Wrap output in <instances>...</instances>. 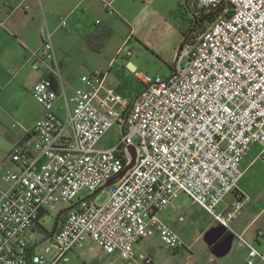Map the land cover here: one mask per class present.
<instances>
[{
  "label": "built area",
  "instance_id": "obj_1",
  "mask_svg": "<svg viewBox=\"0 0 264 264\" xmlns=\"http://www.w3.org/2000/svg\"><path fill=\"white\" fill-rule=\"evenodd\" d=\"M194 2L214 19L184 46L171 76L133 70L143 84L136 100L107 86L101 72L82 75L78 85L64 80L54 33L41 30L33 67L51 62L58 86L48 78L33 86L43 114L10 151L11 165L0 163V264L66 263L89 239L128 264H151L137 257L141 239L184 245L160 216L181 193L235 234L246 264H264L256 242L264 230L253 241L233 226L250 201L238 188L242 161L254 144L264 160V0ZM116 125V145L98 148ZM130 145L136 164L118 177L131 162ZM84 189L90 194L80 197ZM64 208L54 235L38 242L46 216Z\"/></svg>",
  "mask_w": 264,
  "mask_h": 264
},
{
  "label": "rangeland",
  "instance_id": "obj_2",
  "mask_svg": "<svg viewBox=\"0 0 264 264\" xmlns=\"http://www.w3.org/2000/svg\"><path fill=\"white\" fill-rule=\"evenodd\" d=\"M106 1L112 3L107 12L106 9L102 10V7L94 6L86 10L84 21L78 25L79 27L77 26V29L72 23H69V30L65 29L69 35L73 34V43L71 54L61 69L62 77L73 85H78L82 75L101 72L107 75L110 84L126 82L125 93L129 99H133L143 89V84L134 72L128 69V64H132L138 72L143 74L158 75L163 78L171 76L180 46L184 40L192 36L191 29L195 27V24L191 27L193 15L185 0ZM97 20L102 23L96 25L94 22ZM82 28L96 29L99 33H105V29L109 28L108 38L104 44L100 45L99 50L89 48L85 41L86 50H84L78 38H74L78 30ZM186 59L184 57L183 62ZM69 93L71 94V91ZM121 135V126L116 125L101 138L97 147L107 149L114 146ZM260 152L261 147L258 144L251 147L248 156L243 161L242 168L245 169L251 161L254 160V162L239 180L238 188L249 197L251 202L250 205L245 206L248 212L243 222L246 223L248 219L259 214L257 226L264 227V160L259 158ZM89 194L90 191L84 189L79 196L85 197ZM106 196L107 193L104 191L100 201H103ZM56 215L55 212H50L44 219V224L49 229H52ZM160 216L188 243L192 242L196 232L220 226L210 213L194 204L185 193H181L176 203L164 209ZM180 216L184 217L183 221H179ZM214 236V233L209 234L207 239L212 242ZM154 237V239H141L136 246L140 243L143 250L154 254L159 261L174 256L173 250L161 242L159 236ZM199 243L204 244L203 240ZM47 244L52 246L51 242ZM262 247L264 249V241ZM52 252H55L54 246H52ZM176 255L181 257L186 255V252L181 249ZM70 257L69 262H60V264L125 263L120 256L112 260L92 240H87L85 245L72 252Z\"/></svg>",
  "mask_w": 264,
  "mask_h": 264
},
{
  "label": "crops",
  "instance_id": "obj_3",
  "mask_svg": "<svg viewBox=\"0 0 264 264\" xmlns=\"http://www.w3.org/2000/svg\"><path fill=\"white\" fill-rule=\"evenodd\" d=\"M111 4L106 0H0V163L5 166L11 165L8 157L10 151L43 114L42 105L32 96L33 86L46 79L48 75L57 78L51 62L37 60L39 68L33 67L34 55L42 46L41 30L48 28L54 33L55 53L62 75L61 69L71 54L73 43V34L69 35L65 31V29L69 30V23L74 24V28L77 29V26L84 21L86 10L97 6L102 7V10L106 9L107 12ZM25 6L28 8L25 9ZM63 18L66 19L67 26H60ZM94 23L100 25L102 21L97 20ZM103 35L104 33H99L96 29L82 28L74 38H78L84 50H86L85 41L89 48L99 50ZM128 69L133 72L135 67L128 64ZM106 85L115 88L128 98L125 93L126 82L110 84L107 77ZM253 162L254 160L245 169L241 164L243 174ZM228 199L231 200L232 197L229 196ZM250 204L249 201L247 205ZM223 208L224 206L219 207L220 210ZM247 212L248 209L244 207L243 214L233 223L234 230L244 232L248 239L256 241L257 230L264 227L257 226L259 214L244 223L243 218ZM213 233L214 241L211 242L207 236ZM202 240L204 244L199 243ZM182 241L184 243L182 247L177 249L170 247L174 256L160 261L151 252L143 250L140 243L135 250L139 260L145 257L150 259L151 264H246L247 248L241 246L235 234L222 225L196 232L191 243L183 239ZM263 241H256L259 248L263 249ZM181 249L185 250L186 255L178 257L176 253ZM107 255L112 260L121 257L117 253ZM122 259L125 261L123 264H128L124 258Z\"/></svg>",
  "mask_w": 264,
  "mask_h": 264
},
{
  "label": "trees",
  "instance_id": "obj_4",
  "mask_svg": "<svg viewBox=\"0 0 264 264\" xmlns=\"http://www.w3.org/2000/svg\"><path fill=\"white\" fill-rule=\"evenodd\" d=\"M189 8L192 12V15H193V18H192V25L191 27L194 26L195 24V27L192 30V36L187 39V40H184V42L182 43V48H184L185 44L187 43H193L195 44L196 43V38L199 36V34L204 31L208 25H209V21H212L214 19V15H206V14H198L196 12V4L194 2V0H189ZM109 30V28H106L105 29V33L103 35V39L102 41L100 42V45L104 44V42L107 40V31ZM46 78L50 79L51 80V84L52 86L54 87H57L58 86V82H57V78H55L53 75H48ZM50 229L48 228H44L42 231L40 230V235L38 237V242H41V241H45L48 239L49 237V234H50Z\"/></svg>",
  "mask_w": 264,
  "mask_h": 264
},
{
  "label": "water",
  "instance_id": "obj_5",
  "mask_svg": "<svg viewBox=\"0 0 264 264\" xmlns=\"http://www.w3.org/2000/svg\"><path fill=\"white\" fill-rule=\"evenodd\" d=\"M185 3L186 5L189 7L190 4H189V0H185ZM182 45L180 46L179 48V54H178V57L176 59V61L179 59V56L181 54V51H182ZM137 97H135V100H136ZM128 150H129V153L131 155V162L125 167V169L118 175V177H122L130 168H132L135 164H136V160H137V149H136V146L135 145H130L128 147ZM115 181V178L111 179L109 182H107L105 184V187L114 183ZM70 208V207H69ZM69 208H64L62 209L61 211L58 212L56 218H55V221H54V225L50 231V234H49V238L52 237L54 235V233L56 232L57 228H58V225H59V221H60V217L62 216V213L67 211Z\"/></svg>",
  "mask_w": 264,
  "mask_h": 264
},
{
  "label": "flooded vegetation",
  "instance_id": "obj_6",
  "mask_svg": "<svg viewBox=\"0 0 264 264\" xmlns=\"http://www.w3.org/2000/svg\"><path fill=\"white\" fill-rule=\"evenodd\" d=\"M63 213H66V212H63ZM64 214H62V216H63Z\"/></svg>",
  "mask_w": 264,
  "mask_h": 264
}]
</instances>
